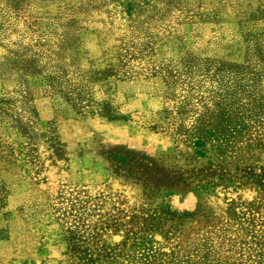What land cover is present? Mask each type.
<instances>
[{"label": "rangeland", "instance_id": "obj_1", "mask_svg": "<svg viewBox=\"0 0 264 264\" xmlns=\"http://www.w3.org/2000/svg\"><path fill=\"white\" fill-rule=\"evenodd\" d=\"M0 264H264V0H0Z\"/></svg>", "mask_w": 264, "mask_h": 264}, {"label": "trees", "instance_id": "obj_2", "mask_svg": "<svg viewBox=\"0 0 264 264\" xmlns=\"http://www.w3.org/2000/svg\"><path fill=\"white\" fill-rule=\"evenodd\" d=\"M129 158L128 160V166L125 164V161H121L120 165L127 167V170L129 169H142L145 170V172H152V173H157L159 170L157 168H154V163L151 160H146L143 157H137L136 155H128L127 156ZM135 160H140V161H144L147 162L148 164L152 165L153 167H149L148 165L146 167H142L140 164H137V161ZM134 173V172H133ZM149 181V179H147Z\"/></svg>", "mask_w": 264, "mask_h": 264}]
</instances>
